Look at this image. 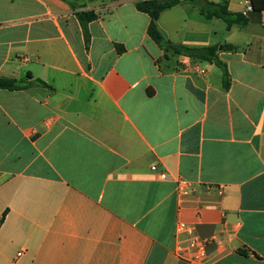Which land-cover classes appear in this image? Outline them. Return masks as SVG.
I'll list each match as a JSON object with an SVG mask.
<instances>
[{"label":"crops","instance_id":"1","mask_svg":"<svg viewBox=\"0 0 264 264\" xmlns=\"http://www.w3.org/2000/svg\"><path fill=\"white\" fill-rule=\"evenodd\" d=\"M219 20L182 2L158 27L219 45L228 89L214 64L167 55L136 0H0V77L28 85L0 89V264H197L179 222L216 239L206 264H264V11Z\"/></svg>","mask_w":264,"mask_h":264},{"label":"trees","instance_id":"2","mask_svg":"<svg viewBox=\"0 0 264 264\" xmlns=\"http://www.w3.org/2000/svg\"><path fill=\"white\" fill-rule=\"evenodd\" d=\"M250 1L253 9L248 14L230 11L226 1L223 3H213L206 0H136V8L139 12L147 14L150 17L148 35L157 45L165 50L167 55L168 53H173L175 55L190 57L192 60L206 61L214 64L221 69L224 87L225 89H228L230 84L229 72L227 65L219 58V45L202 48L176 45L165 38L161 33L158 27V20L164 11L172 9L182 2H190L198 6L201 14L207 19L216 18L224 21L227 25V29L230 31L236 25L247 26L252 15H260L264 11V0ZM77 16L85 29L89 22L97 19V15L93 11L79 12L77 13ZM223 49L231 51L235 50V47L233 45H225L223 46ZM28 78L31 79L32 76L29 74ZM34 81L40 85H47L41 80ZM27 87L28 85L26 84V81L0 77V89L22 90ZM5 216L6 214H4L0 221V227L4 223Z\"/></svg>","mask_w":264,"mask_h":264},{"label":"built area","instance_id":"3","mask_svg":"<svg viewBox=\"0 0 264 264\" xmlns=\"http://www.w3.org/2000/svg\"><path fill=\"white\" fill-rule=\"evenodd\" d=\"M252 5L251 1L246 2V9L245 14L252 11ZM152 170L156 172L158 169L156 166L152 167ZM160 178L162 180L167 179L166 173H160ZM178 186V192L182 195H187L191 192V184L181 179L177 182ZM223 186L220 187L219 192L222 194ZM176 232L179 236L183 235L185 236V241L179 242L177 245V252L179 254L183 255V258L186 260L197 263V264H206L209 260V253L207 251V247L210 243H213L216 241V239H204L201 236H199L196 232L193 226L185 223V222H179L176 228ZM22 253H19L18 256H21Z\"/></svg>","mask_w":264,"mask_h":264},{"label":"rangeland","instance_id":"4","mask_svg":"<svg viewBox=\"0 0 264 264\" xmlns=\"http://www.w3.org/2000/svg\"><path fill=\"white\" fill-rule=\"evenodd\" d=\"M216 24H217L216 25L217 28H220L222 30H223V28H225V22L222 20L217 21Z\"/></svg>","mask_w":264,"mask_h":264}]
</instances>
